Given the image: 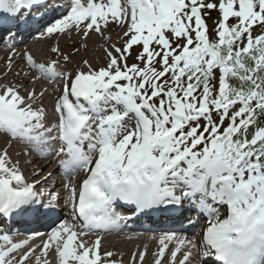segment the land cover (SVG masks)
Instances as JSON below:
<instances>
[{"label":"snow or ice","instance_id":"obj_1","mask_svg":"<svg viewBox=\"0 0 264 264\" xmlns=\"http://www.w3.org/2000/svg\"><path fill=\"white\" fill-rule=\"evenodd\" d=\"M36 3L0 0V14L14 19ZM213 12L210 30L206 17ZM110 23L122 29V44L105 48L98 68L83 60L87 70L60 73L57 61L37 63L25 53L44 78L63 75L57 122L44 126L43 107L28 103L35 92L26 99L16 86H5L0 129L37 149L59 141L65 175L85 173L78 186L63 187L88 226H118L121 218L109 213L117 198L141 212L187 199L207 213L203 239L221 264H264V0H70L67 14L45 31L75 28L87 38L103 36ZM10 163L7 151L0 153V216H45L50 209L34 189L40 181L27 183ZM215 204L226 206L223 216ZM100 243L78 239L66 221L51 229L38 252L4 231L0 264H48L50 250L58 264H119L113 253L101 254ZM157 243L154 264L169 251V264H187L192 253L178 259L181 246L196 247L174 234ZM138 256L143 264L146 250Z\"/></svg>","mask_w":264,"mask_h":264},{"label":"bare ground","instance_id":"obj_2","mask_svg":"<svg viewBox=\"0 0 264 264\" xmlns=\"http://www.w3.org/2000/svg\"><path fill=\"white\" fill-rule=\"evenodd\" d=\"M56 2H59V0H53L52 2L48 3L46 7L53 6ZM63 11V10H62ZM5 15L0 14V17L3 18ZM34 16L33 11H24L23 17L24 18H30ZM39 29L41 28V25L37 26ZM119 26L113 25L112 29L117 30L119 32ZM36 28L35 23L34 26L30 28L34 29ZM116 36V39L113 40V42L121 40L119 33H110L109 38L112 39ZM103 37L95 32L94 35H89L87 38H85L82 34L78 33L75 28H72L71 31L65 30L63 33H54V34H37L33 36L30 40L22 44L21 46L17 47L13 51H2L0 50V91L3 90L5 86H16L18 91L22 96L27 98V94L29 92H35L34 100L36 101L38 98V103L36 105L32 106L35 108L37 107H43L44 110L47 108L54 109V101L56 100V97H52V90L50 89L49 83L47 81L48 78H44L42 75H40L38 78L34 77V68L31 67L25 58V53H30L35 61H42L44 64H47L48 60L53 59H59L63 58V56L60 53H63L64 55L69 56V60L65 61L62 60L63 63L66 64L65 67H61L59 65L56 66L57 72L63 73V72H73L74 70L78 68L86 69V66L83 65V60H88L93 67H100L103 63V55L101 53L100 49H95V45L97 42H102ZM52 48H58L60 51L58 53L52 52ZM9 59L11 60V67H9ZM99 60L96 62V60ZM66 68L68 70H66ZM63 75L57 76L54 80L53 84L63 85ZM31 101V100H29ZM31 104V102H29ZM50 102V104H49ZM45 120V117L43 121ZM14 150V151H13ZM2 151H7L8 156L10 158V165H16L21 167L20 172L24 177L32 178L37 175H39L42 170L46 169L51 164L48 160H43L38 156H31L29 160H26V157L28 154L30 155V152H27L26 149L23 148H15L10 143L5 142V134L0 135V153ZM60 169L59 165L53 166L50 168V171L45 176L47 179L40 178L37 181H40L38 185H42V183L52 180L53 184H58L61 188L59 192L55 193L59 199H67V190L63 187L65 183H68L71 181L72 183L79 185V180L77 176L80 175L81 170L76 172L75 177L73 178V175H66L63 180H55V178L51 177L50 174L56 173ZM26 179V178H25ZM71 179V180H70ZM36 185V184H35ZM36 185V186H38ZM47 193H52L54 188L53 186H47ZM38 188V187H36ZM36 190V189H35ZM37 191V190H36ZM54 193V192H53ZM57 202L58 200L55 199ZM118 201L120 199L118 198ZM126 202V201H125ZM41 203V206H47V208L50 209L48 212V217H52L53 222H45L47 225V228L49 229V232H51V229L53 227L58 226L61 223V217L59 215V209H57L54 204H51L50 202L43 200ZM66 203H64L63 207H66ZM127 208L130 207L128 203H125ZM180 214L181 216H185L194 210V206L190 202H184L179 205ZM224 215L223 213L221 214ZM201 216V213H199L198 218ZM208 216L206 218H202L203 223H205L204 231L206 227L208 226ZM28 224V223H27ZM38 225V223H37ZM202 228V229H203ZM8 231V230H6ZM204 231H199V235L202 236V233L204 234ZM126 232H131L130 230H123L119 228H113L109 231V234L104 240H101L100 243V252L103 255L104 252H111L113 253L112 259L119 262V264H132V254L136 253V264H140L138 253L140 251L146 250V256L143 261V264H154L155 260V253L158 250V238L159 237H148V238H140L137 239L136 242H133V244H136V246H129L128 242L135 239V237L132 234H127ZM177 236V235H176ZM12 238V237H11ZM14 241L15 238H12ZM80 240H83L85 242H90V239L88 237L80 238ZM121 241V242H120ZM43 242V241H42ZM42 242L36 244L35 248H37V252L40 246H42ZM144 242L142 245L141 243ZM148 242V243H147ZM151 244V245H150ZM208 248L210 246L207 245L206 241L203 243ZM175 245V240L169 244V246ZM170 249V248H169ZM18 253V252H17ZM17 253H14L13 255H16ZM169 258L170 253L166 252L165 257L162 260V264H169ZM34 259V258H33ZM179 259V258H178ZM54 261V264H58V261L56 258H52ZM195 257L192 255L190 256L187 264H196L194 263ZM29 264L31 261L28 262Z\"/></svg>","mask_w":264,"mask_h":264},{"label":"rangeland","instance_id":"obj_3","mask_svg":"<svg viewBox=\"0 0 264 264\" xmlns=\"http://www.w3.org/2000/svg\"><path fill=\"white\" fill-rule=\"evenodd\" d=\"M216 16H217V13L213 12V13L211 14V18L206 17V22H207L208 27H209L210 30L213 28V22H214ZM107 29H108V27H107ZM117 32H118V29H117V30H113L112 33L114 34V33H117ZM110 33H111V32H110ZM120 34H121V33H120ZM121 36H122V35H121ZM121 36H120V38H121ZM114 39H116V36L113 37V38L110 40V44H112V43H116V44L119 46L118 41L115 40V42H113ZM122 40H123V39H122ZM119 41H120V40H119ZM100 48H101V49H104V45L100 46ZM136 51H137V49H136L135 46H134V48H133V56L135 55ZM103 58H105V51H104V56H103ZM103 60H104V59H103ZM98 61H99V60H98ZM98 61H96V62H98ZM131 62H132V59L130 58V59H129V63H131ZM44 172H46V171H44ZM42 175H43V172H42L40 175H38V176H36V177H34V178L40 177V176H42Z\"/></svg>","mask_w":264,"mask_h":264}]
</instances>
